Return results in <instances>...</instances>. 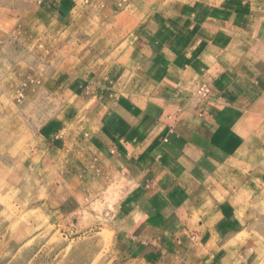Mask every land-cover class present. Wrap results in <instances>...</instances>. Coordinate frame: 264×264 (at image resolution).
I'll return each mask as SVG.
<instances>
[{"label": "rangeland", "instance_id": "1", "mask_svg": "<svg viewBox=\"0 0 264 264\" xmlns=\"http://www.w3.org/2000/svg\"><path fill=\"white\" fill-rule=\"evenodd\" d=\"M263 1L248 6L255 8L248 16L264 17ZM236 2L0 0V264H157L155 252L129 234L139 219L131 199L138 187L109 159L111 141L127 125L113 122L126 98L110 88L106 71L130 51L123 61L135 72L131 38L140 25ZM239 34L238 48L216 56L214 70L237 75L254 46L246 29ZM261 63L251 105L214 124L218 160L200 190L201 218L191 223L206 227L201 243L214 260L200 264H264ZM204 85L207 94L195 88L190 97L209 100L213 85Z\"/></svg>", "mask_w": 264, "mask_h": 264}, {"label": "crops", "instance_id": "2", "mask_svg": "<svg viewBox=\"0 0 264 264\" xmlns=\"http://www.w3.org/2000/svg\"><path fill=\"white\" fill-rule=\"evenodd\" d=\"M246 1L152 19L131 38L138 45L132 49L135 72L123 61L130 51L115 57L114 68L106 71L110 88L126 98L113 122L127 125L111 141L109 159L138 187L131 199L140 204L134 214L139 219L131 222L129 234L142 250L155 252L157 264L214 260L212 249L201 243L206 227L194 230L191 223L200 216L199 203L206 201L200 190L218 160L214 124L234 121L229 110L247 108L257 92L253 82L263 65L264 17L248 16L255 10L248 6L259 9L261 0ZM245 29L254 46L237 62V75L228 76L229 67L214 70L211 62L234 44L236 50L240 41L234 35ZM204 83L213 85L210 99L190 97ZM204 225L197 223L199 229Z\"/></svg>", "mask_w": 264, "mask_h": 264}, {"label": "built area", "instance_id": "3", "mask_svg": "<svg viewBox=\"0 0 264 264\" xmlns=\"http://www.w3.org/2000/svg\"><path fill=\"white\" fill-rule=\"evenodd\" d=\"M198 93H199V94H202V95L207 94V93H208L207 87H206V86H201V87L198 89Z\"/></svg>", "mask_w": 264, "mask_h": 264}, {"label": "bare ground", "instance_id": "4", "mask_svg": "<svg viewBox=\"0 0 264 264\" xmlns=\"http://www.w3.org/2000/svg\"><path fill=\"white\" fill-rule=\"evenodd\" d=\"M10 215H12V214L10 213ZM30 226H31V225H30ZM31 228H32V227H31ZM31 228H30V229H31ZM24 229H25V230H28L27 227H24ZM31 230H32V229H31ZM28 231H29V230H28ZM23 232H24V231H23ZM27 233H28V232H27ZM30 234H31V233H30ZM24 235L26 236V234H24ZM28 236H29V235H28ZM10 237H11V236H10ZM12 238H14V236H13ZM8 241H9V240H8Z\"/></svg>", "mask_w": 264, "mask_h": 264}]
</instances>
